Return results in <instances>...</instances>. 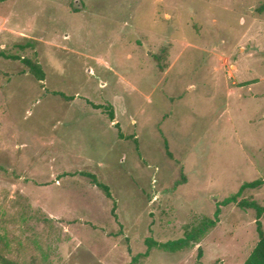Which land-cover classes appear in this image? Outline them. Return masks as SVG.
Masks as SVG:
<instances>
[{"label":"rangeland","instance_id":"1","mask_svg":"<svg viewBox=\"0 0 264 264\" xmlns=\"http://www.w3.org/2000/svg\"><path fill=\"white\" fill-rule=\"evenodd\" d=\"M0 50L44 71L0 57V264L244 261L235 202L131 258L264 176V0H2ZM242 197L264 206V183Z\"/></svg>","mask_w":264,"mask_h":264},{"label":"trees","instance_id":"2","mask_svg":"<svg viewBox=\"0 0 264 264\" xmlns=\"http://www.w3.org/2000/svg\"><path fill=\"white\" fill-rule=\"evenodd\" d=\"M2 1V0H0ZM0 57L2 58H10V59H20V61L25 65L27 70L37 79L42 80L44 78V71L42 70L41 66L38 62L28 58V57H20L14 54H8L4 51L0 50ZM54 94H58L60 96H64L60 92H53ZM72 98V97H70ZM91 105L95 108L102 107L100 104L91 103ZM107 115L109 120L113 119V110L112 108L108 107ZM82 175H86L90 178L91 182L101 188L107 197H111L109 187L105 183L99 181L96 176L92 173H88L85 171L80 172ZM264 183V176L253 179L250 181L242 182L237 190L234 193L223 198V200L218 203L214 209L212 218L206 217L201 220V222L195 226L189 227L186 229L181 237H178L173 240H167L164 242H157L151 238H146V249L144 252L139 253L131 258V261L136 262L139 256H146L149 252V249L152 246H157L160 248H164L169 251H175L181 249L183 247L188 246L192 242H197L199 238L203 235V233L209 228L214 226L216 221L218 220V215L220 212V204H228L230 202H235L239 207L243 208H252L255 211V228L257 232V241L254 243L252 249L250 250L249 254L246 256L244 261L241 264H264V230L261 228V222L259 221V217L261 215L264 216V206L259 204L254 199H246V198H239L242 191L246 188H256ZM199 248V247H198ZM199 250V249H198Z\"/></svg>","mask_w":264,"mask_h":264},{"label":"crops","instance_id":"3","mask_svg":"<svg viewBox=\"0 0 264 264\" xmlns=\"http://www.w3.org/2000/svg\"><path fill=\"white\" fill-rule=\"evenodd\" d=\"M252 249V248H251Z\"/></svg>","mask_w":264,"mask_h":264}]
</instances>
